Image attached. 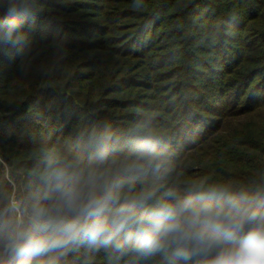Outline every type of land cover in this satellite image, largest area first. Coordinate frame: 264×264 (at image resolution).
I'll return each mask as SVG.
<instances>
[{"label":"trees","instance_id":"trees-1","mask_svg":"<svg viewBox=\"0 0 264 264\" xmlns=\"http://www.w3.org/2000/svg\"><path fill=\"white\" fill-rule=\"evenodd\" d=\"M0 28V219L30 213L52 161L95 162L122 193L194 182L264 195V0H11ZM4 15L0 11V17ZM56 264H165L72 245Z\"/></svg>","mask_w":264,"mask_h":264},{"label":"clouds","instance_id":"clouds-1","mask_svg":"<svg viewBox=\"0 0 264 264\" xmlns=\"http://www.w3.org/2000/svg\"><path fill=\"white\" fill-rule=\"evenodd\" d=\"M141 0H136L137 6ZM18 5L0 0V28L13 42ZM101 143L95 162L52 161L30 213L0 219V264H56L72 245L162 255L165 264H264V195L194 182L148 206L155 187L122 193L125 181Z\"/></svg>","mask_w":264,"mask_h":264}]
</instances>
